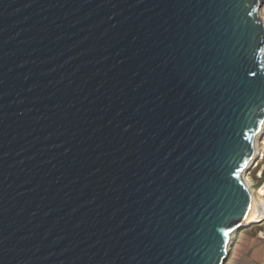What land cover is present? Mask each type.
Returning <instances> with one entry per match:
<instances>
[{
  "label": "water",
  "instance_id": "95a60500",
  "mask_svg": "<svg viewBox=\"0 0 264 264\" xmlns=\"http://www.w3.org/2000/svg\"><path fill=\"white\" fill-rule=\"evenodd\" d=\"M263 4L0 0V264H225Z\"/></svg>",
  "mask_w": 264,
  "mask_h": 264
},
{
  "label": "crops",
  "instance_id": "0c3cea01",
  "mask_svg": "<svg viewBox=\"0 0 264 264\" xmlns=\"http://www.w3.org/2000/svg\"><path fill=\"white\" fill-rule=\"evenodd\" d=\"M256 165H259L260 182H264V151L255 167ZM251 226H246L247 230L243 234L240 233L241 230L238 232L228 257L231 259L230 264H264V239L259 238L257 231Z\"/></svg>",
  "mask_w": 264,
  "mask_h": 264
},
{
  "label": "rangeland",
  "instance_id": "374dc122",
  "mask_svg": "<svg viewBox=\"0 0 264 264\" xmlns=\"http://www.w3.org/2000/svg\"><path fill=\"white\" fill-rule=\"evenodd\" d=\"M261 8L264 9V4L261 6ZM259 13H260L261 19L263 20V18H264V11L262 13L259 11ZM258 139H259V143H260V137ZM261 139L264 141V135L262 136ZM258 151L260 153H262L264 151V143H262V144L259 145ZM255 164H256V162L254 163L253 166H255ZM258 166L256 165V167L251 168L249 170V172H247L246 174H243V176H242L243 177V180H244V178H246L248 180L247 181L248 184L245 181L244 182L248 186L249 190H251V191H252V189L255 190L253 193L256 196V201H255L256 207H257V204L262 201V196L258 195V193H257V187L261 183L260 182V178H259L260 177V173H259V170L257 168ZM255 224H257V223H250V225H252L251 228H255V230L257 231L259 229V227L256 226ZM250 225H248V226H250ZM245 230H247V228H242L241 231H240V233L243 234V231H245ZM230 262H231V259L228 258L225 264H230Z\"/></svg>",
  "mask_w": 264,
  "mask_h": 264
},
{
  "label": "bare ground",
  "instance_id": "6f19581e",
  "mask_svg": "<svg viewBox=\"0 0 264 264\" xmlns=\"http://www.w3.org/2000/svg\"><path fill=\"white\" fill-rule=\"evenodd\" d=\"M261 13L264 11V9L263 8H261L260 10H259ZM263 20H264V18H263ZM264 22V21H263ZM264 130V125H262L261 126V130L259 131V133L255 136V138H254V150H255V152H257L258 151V148H259V145H260V143H259V137H260V134L262 133V131ZM261 142V141H260ZM259 144V145H258ZM244 181L247 183V179L246 178H244ZM245 183V184H246ZM248 184V183H247ZM248 187V186H247ZM249 189V188H248ZM249 192H250V205H251V208H249L248 209V213H247V217L245 218V223H252V222H257V221H259L258 219H257V216H256V204H255V201H256V196L254 195V190L252 189V191L251 190H249Z\"/></svg>",
  "mask_w": 264,
  "mask_h": 264
},
{
  "label": "built area",
  "instance_id": "2783aa9c",
  "mask_svg": "<svg viewBox=\"0 0 264 264\" xmlns=\"http://www.w3.org/2000/svg\"><path fill=\"white\" fill-rule=\"evenodd\" d=\"M260 144L264 143L262 139H260ZM261 155V153H260ZM253 166L252 168H254ZM260 173V172H259ZM255 191V190H254ZM258 195L262 196V201L257 204L256 207V216L259 221L254 222L258 224L259 229L257 230V235L259 238L264 239V182H261L257 187Z\"/></svg>",
  "mask_w": 264,
  "mask_h": 264
},
{
  "label": "snow or ice",
  "instance_id": "6c2138e0",
  "mask_svg": "<svg viewBox=\"0 0 264 264\" xmlns=\"http://www.w3.org/2000/svg\"><path fill=\"white\" fill-rule=\"evenodd\" d=\"M261 54H264V47H258L253 58L256 59ZM248 75L256 76L257 73L256 72H249ZM259 124L264 125V120H260ZM257 131H259V129H257ZM245 136L247 138V133L245 134ZM237 171H239V169ZM233 175H235V173H233ZM248 208H251L250 204L248 205ZM243 215L246 218L247 217V212L243 213ZM236 227H239V225H237ZM221 231H222V235L224 237L222 251H224L226 253L227 252V245L229 243L228 237H229V234L234 231V229L233 228H227V229H223ZM221 259H223V257H221Z\"/></svg>",
  "mask_w": 264,
  "mask_h": 264
}]
</instances>
